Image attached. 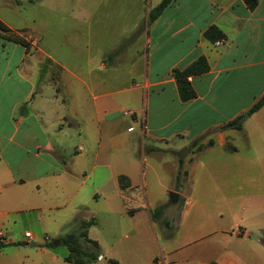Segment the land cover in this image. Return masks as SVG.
<instances>
[{
	"label": "crops",
	"instance_id": "obj_1",
	"mask_svg": "<svg viewBox=\"0 0 264 264\" xmlns=\"http://www.w3.org/2000/svg\"><path fill=\"white\" fill-rule=\"evenodd\" d=\"M161 2L0 15V264H74L83 221L90 264H264V105L227 126L264 96V0Z\"/></svg>",
	"mask_w": 264,
	"mask_h": 264
},
{
	"label": "trees",
	"instance_id": "obj_2",
	"mask_svg": "<svg viewBox=\"0 0 264 264\" xmlns=\"http://www.w3.org/2000/svg\"><path fill=\"white\" fill-rule=\"evenodd\" d=\"M244 1L251 9H254L258 5V0H244ZM172 2L173 0H162V2L158 6H156L150 11V20L157 19ZM205 37L210 41L215 42L216 40L223 37V33L217 26H212L205 32ZM9 38L15 41L19 40L16 37H9ZM209 68L210 65L207 58L205 56H201L199 59H197L187 68L185 69L177 68L174 70V75L177 79L180 95L184 101H188L196 97V91L194 90V87L192 86L189 80V76L194 74L204 73L208 71ZM263 105H264V96L261 99H259L250 108L249 113L252 114L256 112ZM236 122L237 120H234L233 122L227 124V126L236 125L237 128H241V124H236ZM229 148L232 150L236 149L232 146H229ZM181 175L182 172L180 170L178 173V178H180ZM93 224H94L93 221H83L81 223L79 231L71 232L60 238L61 242L66 244L70 250V254L67 257V260L69 262H72L74 264H90L95 259H97V254L95 251L86 250L79 243L80 238L83 237L87 241L92 242L94 246L98 245L97 242L92 241L88 238V228ZM2 246L3 245L0 244V247Z\"/></svg>",
	"mask_w": 264,
	"mask_h": 264
},
{
	"label": "rangeland",
	"instance_id": "obj_3",
	"mask_svg": "<svg viewBox=\"0 0 264 264\" xmlns=\"http://www.w3.org/2000/svg\"><path fill=\"white\" fill-rule=\"evenodd\" d=\"M32 1L36 2L37 0ZM47 2L52 3L59 13L65 14L69 0H47ZM33 3H30L29 0H0V15L12 20L15 25H23L27 18L32 17L37 12V7ZM60 20L65 23L63 17H60ZM19 29L23 30V28ZM59 40L62 38L59 37ZM63 40L65 41V39ZM188 151L190 148L185 147L184 152L187 153Z\"/></svg>",
	"mask_w": 264,
	"mask_h": 264
},
{
	"label": "water",
	"instance_id": "obj_4",
	"mask_svg": "<svg viewBox=\"0 0 264 264\" xmlns=\"http://www.w3.org/2000/svg\"><path fill=\"white\" fill-rule=\"evenodd\" d=\"M249 116H250V113L247 112L246 114H244V116L239 118L236 123H241L243 120L247 119ZM178 199H179V194L177 192H175V191H172L171 192V201L172 202H177Z\"/></svg>",
	"mask_w": 264,
	"mask_h": 264
},
{
	"label": "built area",
	"instance_id": "obj_5",
	"mask_svg": "<svg viewBox=\"0 0 264 264\" xmlns=\"http://www.w3.org/2000/svg\"><path fill=\"white\" fill-rule=\"evenodd\" d=\"M218 43H221V42H218ZM125 113H126L127 115H128V114L130 115L131 112H130V111H126ZM101 258H102V257H101Z\"/></svg>",
	"mask_w": 264,
	"mask_h": 264
}]
</instances>
